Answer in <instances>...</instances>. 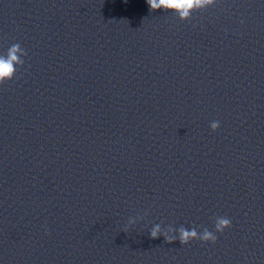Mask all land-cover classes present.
<instances>
[{"label":"water","instance_id":"1","mask_svg":"<svg viewBox=\"0 0 264 264\" xmlns=\"http://www.w3.org/2000/svg\"><path fill=\"white\" fill-rule=\"evenodd\" d=\"M14 43L0 264H264V0L187 20L146 0H0V51ZM220 215L215 243L148 231Z\"/></svg>","mask_w":264,"mask_h":264},{"label":"clouds","instance_id":"2","mask_svg":"<svg viewBox=\"0 0 264 264\" xmlns=\"http://www.w3.org/2000/svg\"><path fill=\"white\" fill-rule=\"evenodd\" d=\"M218 2L219 0H146L150 10H160L176 16L180 20H187L193 12L205 10ZM25 55L26 52L19 43H14L6 50L0 51V85L14 78L17 68L24 63L23 57ZM219 126V120H212L209 123L212 131H215ZM138 219H140L139 216L129 217L128 225H134ZM231 225L230 217L220 215L214 217L211 229L199 225L193 227L167 226L165 229L160 223H154L148 231L152 237L162 235L168 241L178 240L181 245H187L194 240H199L201 243H215L218 239L217 233H223Z\"/></svg>","mask_w":264,"mask_h":264}]
</instances>
